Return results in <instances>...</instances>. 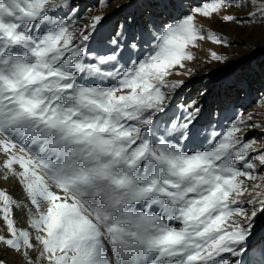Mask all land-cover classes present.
I'll list each match as a JSON object with an SVG mask.
<instances>
[{
	"label": "snow or ice",
	"instance_id": "obj_1",
	"mask_svg": "<svg viewBox=\"0 0 264 264\" xmlns=\"http://www.w3.org/2000/svg\"><path fill=\"white\" fill-rule=\"evenodd\" d=\"M140 6L142 24L125 18L93 47L105 16L80 24L73 0H0V180L27 200L0 187V264H264L251 243L264 131L248 137L264 118L221 108L213 122L198 100L177 116L170 95L199 42L231 46L201 21L264 27V0Z\"/></svg>",
	"mask_w": 264,
	"mask_h": 264
},
{
	"label": "bare ground",
	"instance_id": "obj_2",
	"mask_svg": "<svg viewBox=\"0 0 264 264\" xmlns=\"http://www.w3.org/2000/svg\"><path fill=\"white\" fill-rule=\"evenodd\" d=\"M180 1L182 0H176V3L178 4ZM73 2L76 8L80 9L78 6V0H73ZM121 4L123 7H128L133 4L132 8L135 9V14L128 19L129 22L132 21L133 17H135L137 23H143L145 17L140 14L142 8L140 5L142 4V0H121ZM101 15L105 16L106 19L103 23V27L100 29V35L97 36L94 41H90V44L93 47L98 46V42L106 33L107 26H111L112 23V13H104ZM91 17L92 16L82 17V19L78 20V23L84 24L90 20ZM253 28L261 29L254 32ZM204 29L218 31L229 39L231 46L233 45L234 47L235 44L244 45L245 49L242 52H233L231 54L228 52L230 49L229 47H224L207 41L199 42L200 47L194 49L196 59L191 62H186V69H178V71L183 73L182 75H174L170 77L172 80L184 81V86L181 89H178L170 94L172 104L175 105L173 112L179 116V106L185 105L192 100H198L202 101L200 104L201 111L207 119L205 111L208 101L212 99V97L215 99L217 95L223 96V86L228 80V75L234 70L238 72L244 65H248L245 68V80L243 79L242 83L246 94H243L240 98H234L231 104L224 109L227 110L226 115L228 116H232L235 112L251 113L252 108L250 110H246L244 107L251 103L250 98L252 97L257 101V108L261 110L260 112H257L258 115L254 116L255 119L258 118L256 119V122L259 124L261 119L264 118V107H261L262 103H264V27L257 26L243 28L237 27L234 24H225L221 20L216 19L213 24L209 23L204 27ZM145 47L147 49V45ZM211 50H216L222 55H228L229 62L227 64H219L216 62L209 63L208 54ZM251 56H254V58L251 59ZM236 76L237 74H235L234 79ZM187 84H191V87L198 85L202 91L199 98L190 97V90L192 88H189L190 90H185V86ZM180 97L181 99H179ZM189 98L190 101H188ZM217 104L218 107L222 108L223 102L219 101ZM219 114L220 113L211 114L213 122L219 119ZM223 123L227 125L229 121H224ZM213 130L222 131L223 128L219 124L214 123L213 128L209 131ZM253 130H256L253 134L256 138H259L261 132L264 131V129L259 127ZM249 134L250 132L248 133V136ZM0 187L7 189L9 193L14 196V198L21 202V204L27 205L25 194L23 193L21 186L17 184L14 179H9L8 181L0 180ZM14 218L17 219L19 227H27L29 217L27 215L26 207L15 209ZM4 230L5 226L3 222L0 221V231ZM251 243L257 246L264 244V216L257 218L254 236ZM6 258L11 261L12 264H18L19 258L17 256L8 254Z\"/></svg>",
	"mask_w": 264,
	"mask_h": 264
},
{
	"label": "rangeland",
	"instance_id": "obj_3",
	"mask_svg": "<svg viewBox=\"0 0 264 264\" xmlns=\"http://www.w3.org/2000/svg\"><path fill=\"white\" fill-rule=\"evenodd\" d=\"M78 3H79L78 6L80 8L78 9V12L80 13L81 17H89V16L98 15V14L101 15L104 13L113 14L111 26H107L106 33L104 34L103 37H106L107 35H109L112 32V30L116 29L119 25L124 24L125 18L130 19L135 14V9L132 8L133 4H131L128 7H123V5L121 4V0H99L97 5L96 3L94 4V0H78ZM195 3H196V0H182L178 3V5L182 4L184 6V10L187 11L188 7L190 5H194ZM235 11L239 13V10H235ZM176 12H177V9H170L169 12H165L162 15L157 14L154 18L157 23H163L169 19L170 13L172 15H175ZM140 14L144 16L143 8H141ZM216 19L220 20L219 18H214L211 20L204 19L201 21V23L203 24V27H205L209 23L213 24L214 20ZM257 26H251V27H257ZM246 27L249 28V26H244L243 28H246ZM259 29L261 28H253L254 32H256ZM229 48L230 49L228 52L232 54L233 52H242L245 49V46L235 44L234 47L232 45ZM252 58H254V56H251V59ZM246 66L248 65H244L243 68H241L238 72L234 70L228 75V80L223 86V93H224L223 96L217 95L215 99H213L212 97V99L208 101L207 106H206V111H205L207 118L209 117V114L220 113L221 108L218 107V104H217L219 101L223 102L222 108H227L231 104L234 98H238V97L240 98V96H242L243 94H246L244 90V86L242 84ZM235 74H237V76L234 79ZM235 84H238V85H235ZM189 88H192V89L190 90ZM185 90H190V95H191L190 97H196V98H199L202 92L200 88L198 87V85L191 87V84H187L185 86ZM179 99H181V97ZM188 101H190V98L188 99ZM250 102L251 103L248 106H245L244 108H246V110H250L252 108L251 113H254L255 114L254 116L258 115L257 112H260L261 110L257 108V101L251 97ZM201 103L202 101H199V104ZM254 132H256V130H251L248 137L252 138L254 136L253 135Z\"/></svg>",
	"mask_w": 264,
	"mask_h": 264
}]
</instances>
